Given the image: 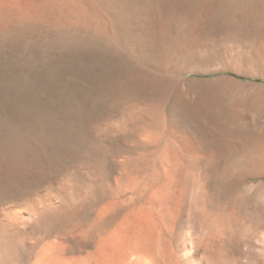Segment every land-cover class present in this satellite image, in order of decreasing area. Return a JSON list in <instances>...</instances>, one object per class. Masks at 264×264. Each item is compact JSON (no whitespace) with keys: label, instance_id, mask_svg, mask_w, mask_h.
I'll return each mask as SVG.
<instances>
[{"label":"rangeland","instance_id":"rangeland-1","mask_svg":"<svg viewBox=\"0 0 264 264\" xmlns=\"http://www.w3.org/2000/svg\"><path fill=\"white\" fill-rule=\"evenodd\" d=\"M0 113V264H264V0H0Z\"/></svg>","mask_w":264,"mask_h":264},{"label":"bare ground","instance_id":"bare-ground-1","mask_svg":"<svg viewBox=\"0 0 264 264\" xmlns=\"http://www.w3.org/2000/svg\"><path fill=\"white\" fill-rule=\"evenodd\" d=\"M187 65V64H186ZM8 118L5 114L0 113V200L2 201L3 199H11V197H15L18 195V193L21 192V190L27 188L30 185V181L28 180V176L31 174H27L25 171L22 170H16L13 172V176H10V172H2L3 167L1 161L2 155H4V149L2 147V141H1V134H2V128L6 125ZM20 140V139H19ZM23 145V144H22ZM21 145V146H22ZM7 147V146H6ZM16 147V146H15ZM11 148V147H10ZM16 149V148H15ZM12 150V149H11ZM23 151V150H22ZM21 152V151H20ZM6 153V152H5ZM15 153V152H14ZM13 153V154H14ZM23 152H21L22 154ZM24 154V153H23ZM8 155V154H7ZM10 155V154H9ZM5 157V156H4ZM3 157V158H4ZM15 160V159H14ZM19 161V160H18ZM7 162V161H6ZM11 164H13L11 162ZM12 166V165H11ZM36 166V165H35ZM8 167V166H7ZM20 168V167H19ZM11 169V168H10ZM15 169V167H14ZM29 169V168H28ZM27 170V169H26ZM7 171V170H6ZM31 172V171H30ZM12 173V171H11ZM29 173V172H28ZM28 175V176H27ZM33 177V176H32ZM25 194V193H24ZM0 201V202H1ZM16 202L13 203V208L9 207L12 209V211L6 212V220L7 222H11L10 224H20L23 221H34L35 219V212L33 208L30 207H24L23 209H14ZM26 205V204H25ZM17 207V206H16ZM8 209V208H7ZM2 210V209H1ZM45 214V213H44ZM2 217V216H1ZM8 231V230H7ZM16 231V230H15ZM19 233V232H18ZM17 233V234H18ZM27 234V233H26ZM40 236V235H39ZM13 245V244H12ZM4 254V253H3ZM10 255V254H9ZM16 255V254H15ZM2 257V256H1ZM5 257V256H4ZM9 261V260H8Z\"/></svg>","mask_w":264,"mask_h":264}]
</instances>
